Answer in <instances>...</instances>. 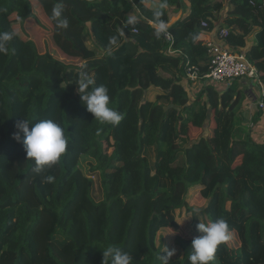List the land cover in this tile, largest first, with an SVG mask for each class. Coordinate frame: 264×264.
I'll return each instance as SVG.
<instances>
[{"label":"trees","instance_id":"trees-1","mask_svg":"<svg viewBox=\"0 0 264 264\" xmlns=\"http://www.w3.org/2000/svg\"><path fill=\"white\" fill-rule=\"evenodd\" d=\"M36 1L53 47L63 60L80 61L78 71L85 65L123 119L101 124L76 89L64 91L51 64L53 51L44 55L50 63L40 62L44 56L36 44L12 27L13 16L24 25L34 19L32 4L0 0L6 9L0 31L16 33L9 54L0 55V264H66L56 252L70 264H104L109 245L129 252L132 264H160L158 254L166 252L156 242L159 231H178L189 220L192 241L199 222L218 219L228 222L239 247L221 244L213 264H264V141H253L240 127L244 94L233 84L225 90L206 85L190 98L182 85L188 66L207 72L210 40L196 37L214 33L218 40L222 28L228 30L222 46L261 68L264 0ZM57 2L69 21L59 33L49 20ZM171 9L189 12L171 24ZM157 10L163 12L159 18ZM130 17L136 22L129 24ZM158 20L167 25L171 43L156 35L152 25ZM87 30L101 57L87 47ZM259 83L264 105V75ZM151 91L157 92L153 101L147 98ZM213 116L218 121L209 136ZM23 118L53 119L68 137L66 153L41 174L32 171L34 163L13 139ZM82 157L89 160V176L79 165ZM94 175L102 189L98 202ZM193 188L202 207L187 200ZM182 210L187 218L181 222L176 212ZM189 240L174 237L169 264H189Z\"/></svg>","mask_w":264,"mask_h":264},{"label":"clouds","instance_id":"clouds-1","mask_svg":"<svg viewBox=\"0 0 264 264\" xmlns=\"http://www.w3.org/2000/svg\"><path fill=\"white\" fill-rule=\"evenodd\" d=\"M166 5L161 4L163 9ZM6 9L0 8V13ZM64 6L62 2H57L49 16L53 22L55 30L59 33L69 27L68 19L63 15ZM155 17L163 15L160 10L155 11ZM136 22V17L128 19L129 24ZM167 25L158 20L156 35L166 33ZM16 33L13 31H0V55H7L10 51V44L14 40ZM85 65H81L77 78L74 82L76 91L80 94L81 102L86 110L91 113L99 123L118 125L123 119V115L110 107V97L108 89L103 85H96L95 79L84 70ZM32 125L29 128V125ZM16 132L13 139L22 143L26 157L34 163L32 171L41 174L47 168L57 164L62 155L66 153L68 137L65 129L53 119H40L33 123L32 120L23 118L15 124ZM23 133V137H21ZM52 180L51 176L47 177ZM199 209L195 210V213ZM199 235L194 237L188 252L189 264H213L218 247L231 239L229 224L224 219L210 221L208 223L199 222L197 224ZM166 255L158 254L160 264H169L170 258L175 255V249L163 250ZM104 264H132L133 259L129 252L120 247L107 246L102 252Z\"/></svg>","mask_w":264,"mask_h":264},{"label":"rangeland","instance_id":"rangeland-1","mask_svg":"<svg viewBox=\"0 0 264 264\" xmlns=\"http://www.w3.org/2000/svg\"><path fill=\"white\" fill-rule=\"evenodd\" d=\"M29 2L32 4L33 7V15L35 16L34 19H30L27 20L26 24L24 25V22H20L19 23V19L16 16H13L11 18V24L13 29L15 30V32L23 39V40H31L33 41L36 46H37V50L39 55L44 56L46 55H52V51H53V57L54 61L51 62L52 66L54 67L58 78L60 80L61 83V87L64 91H69V92H75L76 89V85L74 84L77 75H78V66L80 64L79 62H73V61H65L62 59V56L58 53V51L53 47V43L51 40V34L49 33V28L45 25L46 22H44L43 20H41V17L39 16V12H41V15L44 16L42 9H40V5L37 3L36 0H29ZM187 4V2H185ZM174 11L173 9L170 10V12ZM44 18L46 19V17L44 16ZM47 20V19H46ZM48 22V21H47ZM19 23V24H18ZM89 30L85 31L83 34V38L84 41L87 45V47L93 49L96 53V55L98 57H101L102 54L100 52H98L92 44L91 41V36L89 34ZM61 58V59H60ZM40 62H49L50 63V59H48V61L46 60L45 56L44 59L40 60ZM241 81V80H240ZM233 82V87L234 90H237L238 88L241 87H245L244 85H242L241 83H246V80H242L241 82ZM244 81V82H243ZM182 85L186 88L189 97L190 98H194L197 93V91L200 89L199 84L195 83L193 84L192 82H189L188 80L184 79L182 81ZM235 86H237L235 88ZM157 95V92L151 91L148 92L147 94V98L149 100H154L155 96ZM243 102H242V106L240 109V112L242 114V109H243ZM242 116V115H241ZM218 117V116H217ZM212 120V124L209 123L210 125L208 127V135L209 136H213L214 135V128L217 123V119L214 118V116L211 118ZM244 123V121H242ZM247 125H244V128H246L245 130H247V133L249 135V137H251V139L253 141L257 140L256 142H260L262 141V137H264V131H262L263 133H259L261 131H258V135L255 133V129H257L256 127V122L252 121L251 123L246 122ZM243 125V124H240ZM243 128V129H244ZM239 128L237 133L239 132ZM200 131H198L196 134L191 135V138H195L196 136H198ZM109 152L111 153V149H109ZM89 162V160H87L85 157H82L79 161V165L83 171V173L86 176H89V169L87 167V163ZM93 181L94 184V188H93V198L95 201H100L102 200L103 196H102V189L100 186V181H99V176L98 175H94L92 176V178H90ZM198 192V188H193L189 191L188 193V197L187 200L188 202H190L193 198V203L192 205H195L197 203H195V200H198L199 196L196 194ZM203 205V204H202ZM202 205H200L199 207H202ZM176 216L179 218L178 221L181 220V222L183 220H186V215L184 210L182 211H178L176 212ZM189 224H191V222L188 220V223H183L180 227V229L178 231H173V230H161L159 231V233L157 234V238H156V242L158 244V246L160 245V241H161V246L163 248V250H172V245H173V241H174V237L177 236L179 238H181L182 240H189V234L186 232ZM227 245L229 246V248L231 250H237L239 247V242L237 239V236L235 233H231V239L229 241L226 242ZM189 245L188 249L190 250V244H191V240L188 241V243H186ZM57 256L59 259H61L62 261H64L66 264H70L69 260H66L65 258H63L62 256H60V254H58L56 252Z\"/></svg>","mask_w":264,"mask_h":264},{"label":"built area","instance_id":"built-area-1","mask_svg":"<svg viewBox=\"0 0 264 264\" xmlns=\"http://www.w3.org/2000/svg\"><path fill=\"white\" fill-rule=\"evenodd\" d=\"M155 29L156 26L152 25ZM205 22L201 27L205 28ZM133 34H137V29H132ZM228 30L222 28L219 31L218 40H210L205 44L206 54L208 56L207 72L200 74L196 66H188L185 71V79L193 84L198 83L199 87L213 85L215 88L225 90L235 81L246 79L259 85V73L257 69L250 64L243 54H233L222 46V40L227 36ZM162 36L169 43L172 38L169 32L162 33ZM168 53L171 54L170 49ZM263 94V92L261 93ZM257 107L264 112V105L258 101Z\"/></svg>","mask_w":264,"mask_h":264},{"label":"crops","instance_id":"crops-1","mask_svg":"<svg viewBox=\"0 0 264 264\" xmlns=\"http://www.w3.org/2000/svg\"><path fill=\"white\" fill-rule=\"evenodd\" d=\"M226 9V7H225ZM172 10V9H171ZM174 10V9H173ZM177 11L174 10L171 13V18H170V23H174L175 21H177L179 18H181L182 16L188 14V9H180L177 13ZM223 14V13H222ZM201 39H206V40H216L214 39V33L213 35H207V34H202L201 36L199 37H196V40L197 41H201ZM172 54V53H171ZM258 70V73L259 75H264V63L261 64V68L260 69H257ZM242 80H246V79H242ZM241 80V81H242ZM240 81V80H238ZM238 81H235V82H238ZM240 81V82H241ZM244 82V81H243ZM247 84L246 83H241L242 85H244L245 87H241V88H238L237 91L238 92H242L244 94V100H243V109H242V114L240 112V124H243V125H240L241 128H244V125H247L246 122L248 123H251L252 121H254V118L256 117V115L261 112L258 107H257V102L259 101V96L261 95V93L263 92V88H262V85L259 83V85L255 82H252L250 80H246ZM234 84V83H233ZM232 84L229 85V87L231 86ZM237 86H235L236 88ZM260 117L258 119V121L256 122V127L257 129H255V133L258 135V131H261L259 133H263L262 131H264V112H261L260 113ZM244 121V123L242 122ZM245 129V128H244ZM262 141H264V137H262ZM257 141V140H255ZM260 141V142H262ZM195 205H197L198 207L202 204H204V200H202L201 198H198V200H195Z\"/></svg>","mask_w":264,"mask_h":264}]
</instances>
